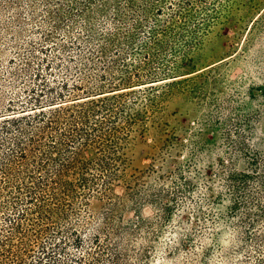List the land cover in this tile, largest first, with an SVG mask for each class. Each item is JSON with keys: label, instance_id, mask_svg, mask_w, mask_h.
Listing matches in <instances>:
<instances>
[{"label": "trees", "instance_id": "1", "mask_svg": "<svg viewBox=\"0 0 264 264\" xmlns=\"http://www.w3.org/2000/svg\"><path fill=\"white\" fill-rule=\"evenodd\" d=\"M238 1L0 0V39L42 4V49L52 42L40 66L31 51L0 69V264H264V127L240 145L249 171L228 173L226 214L197 204L193 228L180 218L165 231L186 187H143L126 175L134 135L149 120L164 125L163 99L191 81L182 72L195 68L211 28L225 15L232 22ZM250 31L264 41V7ZM128 209L136 214L125 219Z\"/></svg>", "mask_w": 264, "mask_h": 264}, {"label": "rangeland", "instance_id": "2", "mask_svg": "<svg viewBox=\"0 0 264 264\" xmlns=\"http://www.w3.org/2000/svg\"><path fill=\"white\" fill-rule=\"evenodd\" d=\"M255 2V6H250L249 0L238 1L232 22L225 15L211 28L195 68L189 67L182 72L183 77H189L185 79L191 81L175 84L162 101L163 108L157 117L164 125L149 120L148 130L143 135L139 130L129 147L130 160L126 169L129 178L138 180L143 187H162L163 184L164 187H176L172 181H178L179 187H186L176 215L165 231L178 225L180 218L185 219L186 227L193 228L196 223L188 222L187 216L193 221L196 219L197 204L205 214L212 211L224 216L233 200L226 187L228 173L249 171V158L240 145L244 141L252 144L258 139L255 130L264 127V97L260 90L264 85V57L260 59L256 51V45L264 48V41L255 42L250 37L253 21L264 7V0ZM44 9L40 4L34 15L29 9L23 10L18 25L15 21L11 29L3 31L0 69L10 67L11 59L27 57L31 51L36 53L30 58L32 65L36 67L40 63V66L42 59L52 52V42L44 43L48 46L46 49L41 45L44 33L50 28L41 26L42 18L48 17ZM12 14L16 15L12 11L8 18ZM4 18L0 15V21ZM61 37L59 35L56 40ZM195 83L197 86L191 91ZM187 86L189 88L183 89ZM151 118L154 119V114ZM179 169L182 180L174 174ZM120 185L123 187H117V192L124 194L122 181ZM99 210L100 205L96 204L91 212L98 213ZM156 212L151 204H145L141 209L146 218H153ZM135 214L133 209H128L124 218ZM205 214L203 216L207 218ZM221 222L224 224V217ZM229 231L224 229L221 233L225 244L230 240Z\"/></svg>", "mask_w": 264, "mask_h": 264}]
</instances>
